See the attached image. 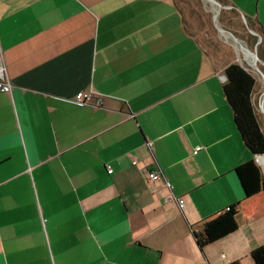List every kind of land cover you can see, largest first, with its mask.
<instances>
[{
    "label": "crops",
    "instance_id": "crops-1",
    "mask_svg": "<svg viewBox=\"0 0 264 264\" xmlns=\"http://www.w3.org/2000/svg\"><path fill=\"white\" fill-rule=\"evenodd\" d=\"M221 5L264 34V0ZM219 62L176 0H0V264H264L223 91L238 62ZM228 210L238 230L201 251L193 230Z\"/></svg>",
    "mask_w": 264,
    "mask_h": 264
},
{
    "label": "trees",
    "instance_id": "trees-1",
    "mask_svg": "<svg viewBox=\"0 0 264 264\" xmlns=\"http://www.w3.org/2000/svg\"><path fill=\"white\" fill-rule=\"evenodd\" d=\"M224 11L223 8L222 12ZM249 26L259 37H264L262 29L257 24H249ZM224 73L226 82L223 91L226 101L233 112L234 123L242 142L254 157L253 160L235 170L245 199H250L264 193V174L255 160L258 156H264V134L253 104L257 79L238 63L227 66ZM229 211L205 222L197 230H193V237L201 251L238 230L237 220Z\"/></svg>",
    "mask_w": 264,
    "mask_h": 264
},
{
    "label": "rangeland",
    "instance_id": "rangeland-1",
    "mask_svg": "<svg viewBox=\"0 0 264 264\" xmlns=\"http://www.w3.org/2000/svg\"><path fill=\"white\" fill-rule=\"evenodd\" d=\"M215 1L219 5L223 3V0ZM177 5L185 16L189 32L215 61L225 65L233 59L262 79L259 71L264 75V37L251 30L240 16L227 9L223 13L222 5L220 8L207 0H177ZM218 28L225 32H220ZM242 47L255 53L258 60L246 61ZM248 56L252 58L250 54Z\"/></svg>",
    "mask_w": 264,
    "mask_h": 264
},
{
    "label": "built area",
    "instance_id": "built-area-1",
    "mask_svg": "<svg viewBox=\"0 0 264 264\" xmlns=\"http://www.w3.org/2000/svg\"><path fill=\"white\" fill-rule=\"evenodd\" d=\"M9 87V85L7 86ZM93 99V95L91 93H80L76 96V99H75V102L76 103H79L81 105H86V104H89ZM149 147L152 149L153 148V144H148ZM199 150H201V148H196L195 149V153H197ZM132 165L134 167L138 166V162L135 160L132 162ZM144 172L147 174V177L149 178L150 181H158L160 179V176L159 174H157L156 172H153V171H148L147 169L144 170ZM108 173L109 174H113V170L111 167H108ZM178 203H179V206L181 208V210H184V205H185V202L183 199H179L178 200ZM229 211V210H228ZM225 256L223 255V258Z\"/></svg>",
    "mask_w": 264,
    "mask_h": 264
},
{
    "label": "water",
    "instance_id": "water-1",
    "mask_svg": "<svg viewBox=\"0 0 264 264\" xmlns=\"http://www.w3.org/2000/svg\"><path fill=\"white\" fill-rule=\"evenodd\" d=\"M207 1L216 4L217 6H219V7L221 8V6L219 5V3H218L217 1H215V0H207ZM251 33H252L253 35H255L254 32L251 31ZM255 36H256V35H255ZM251 53H252L254 56H256L255 53H253V52H251ZM255 60H256V61L258 60L257 56H256V59H255ZM255 65H256V62H255ZM258 71H259V70H258ZM259 73L261 74V77L264 78V75L261 73V71H259Z\"/></svg>",
    "mask_w": 264,
    "mask_h": 264
},
{
    "label": "bare ground",
    "instance_id": "bare-ground-1",
    "mask_svg": "<svg viewBox=\"0 0 264 264\" xmlns=\"http://www.w3.org/2000/svg\"><path fill=\"white\" fill-rule=\"evenodd\" d=\"M239 51V50H238ZM241 51V50H240ZM243 51H244V54H245V59H246V61H250V56H248L249 54L252 56V59H256V56H254L251 52H248L247 50H245V49H243ZM251 62V61H250Z\"/></svg>",
    "mask_w": 264,
    "mask_h": 264
}]
</instances>
